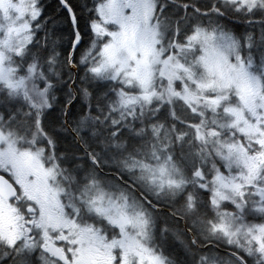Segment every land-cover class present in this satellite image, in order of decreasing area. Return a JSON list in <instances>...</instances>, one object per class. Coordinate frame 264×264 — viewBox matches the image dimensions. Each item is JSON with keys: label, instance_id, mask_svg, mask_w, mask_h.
Returning a JSON list of instances; mask_svg holds the SVG:
<instances>
[{"label": "snow or ice", "instance_id": "6c2138e0", "mask_svg": "<svg viewBox=\"0 0 264 264\" xmlns=\"http://www.w3.org/2000/svg\"><path fill=\"white\" fill-rule=\"evenodd\" d=\"M0 264H264V0H0Z\"/></svg>", "mask_w": 264, "mask_h": 264}]
</instances>
